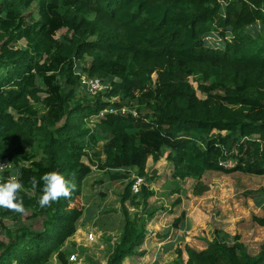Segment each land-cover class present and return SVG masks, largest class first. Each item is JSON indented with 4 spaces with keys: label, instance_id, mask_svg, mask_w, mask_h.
I'll list each match as a JSON object with an SVG mask.
<instances>
[{
    "label": "trees",
    "instance_id": "16d2710c",
    "mask_svg": "<svg viewBox=\"0 0 264 264\" xmlns=\"http://www.w3.org/2000/svg\"><path fill=\"white\" fill-rule=\"evenodd\" d=\"M34 1L37 18L27 11ZM84 57L82 72L108 81L89 98L78 95ZM126 106L134 109L122 113ZM148 157H165L174 179L192 178L195 196L209 190L208 172L264 175V0H0V159L19 167L27 209L0 208V264L53 256L68 264L62 247L84 214L91 164L126 180L129 169L148 175ZM54 170L76 190L41 208L42 182L33 194L31 178ZM151 180L138 194L131 181L119 193L122 225L106 264L144 254L160 207L149 202ZM126 201L141 210L131 213ZM251 221L264 227V215ZM214 232L201 249L176 247L177 263L264 264V238L253 249L238 234L229 242Z\"/></svg>",
    "mask_w": 264,
    "mask_h": 264
},
{
    "label": "rangeland",
    "instance_id": "374dc122",
    "mask_svg": "<svg viewBox=\"0 0 264 264\" xmlns=\"http://www.w3.org/2000/svg\"><path fill=\"white\" fill-rule=\"evenodd\" d=\"M36 5L37 1H34L27 11H32L35 14L37 11ZM35 17L37 18L38 16L36 15ZM61 32L63 30L59 31V33ZM209 38L213 39L216 37L209 36ZM17 45L24 46L25 41L21 40ZM89 60V57H84L83 60L76 62L78 66L75 69L78 74L84 73L82 72V66L88 63ZM107 83L108 81L103 82L100 91L97 93H103ZM192 83L195 85L194 82ZM86 94L87 97L92 96L85 89L78 92L80 97ZM35 107L40 111L39 113L43 112L41 103H36ZM128 109L134 108L126 106V111ZM100 146L101 144L99 143V149ZM82 159L86 162L85 158ZM149 163H151V160H149ZM158 163H161L160 166L156 170L154 169L155 171L151 170L150 174L145 176L146 180L149 177L153 178L149 183V187L153 190L155 188L154 194H156L150 198L149 202L156 207L160 206L155 213V219L149 225V229L156 231L157 235L160 232L164 233L163 229L166 227L175 229L172 226V222L175 217L180 215L181 211L189 218L187 219V233L174 235L173 247L171 250L168 248L164 250L160 264H176V247L184 244L203 246L204 243L200 238L213 239L215 236L214 229L218 231L217 237L219 240L225 239L230 242L238 234L240 239L248 243L253 249L264 238V227H254L251 221L252 214L264 215V175L242 172H208L203 176L202 181L210 186L209 190L200 196H195L192 193L194 183L192 178L185 180L174 179L171 177V164L164 162V158L159 160ZM91 167L95 168V165L91 164ZM134 170H128L129 178L126 180L112 181L109 178V174L101 169L100 171L93 170L85 177L82 184L81 202L85 213L86 211H94L96 216L90 218L93 215H83L80 220L83 217L84 219L81 222L79 220V223H77L76 231L78 228L79 230L77 233L75 231L76 236H74L73 241L70 243L67 242L68 240L66 241L63 251L67 261L71 254L76 255V260L71 263L68 261V264H106V256L118 238L122 225L119 211V193L122 192L124 186L132 179L133 175H136L137 172L136 170L134 172ZM11 171L0 173V177H5L6 173H11ZM175 189H178V192H174ZM177 196H180L181 204L174 208L171 203ZM125 205L131 213L141 210L140 208L138 210L133 208L128 201L125 202ZM167 208L174 209L175 213H170ZM5 221L7 223L11 222L10 219ZM23 221L29 226H38V223ZM155 224L157 226H151ZM89 233L94 235L92 241L87 238ZM135 263L132 262L130 264ZM47 264L61 263L53 256Z\"/></svg>",
    "mask_w": 264,
    "mask_h": 264
},
{
    "label": "clouds",
    "instance_id": "9594fccd",
    "mask_svg": "<svg viewBox=\"0 0 264 264\" xmlns=\"http://www.w3.org/2000/svg\"><path fill=\"white\" fill-rule=\"evenodd\" d=\"M13 165L9 162H0V173L6 170H12ZM21 173L19 169H14L7 179L0 177V208L9 210L19 215H25L23 198L18 194L23 190V184L20 179ZM42 182L40 195L38 197V205L41 208L51 206L52 203L58 202L61 198H70L76 190L74 182L67 180L59 171H49L44 173L39 181L36 177L31 178V187L35 194L38 185Z\"/></svg>",
    "mask_w": 264,
    "mask_h": 264
},
{
    "label": "crops",
    "instance_id": "0c3cea01",
    "mask_svg": "<svg viewBox=\"0 0 264 264\" xmlns=\"http://www.w3.org/2000/svg\"><path fill=\"white\" fill-rule=\"evenodd\" d=\"M164 158V162L166 163H170L165 157H162ZM162 158H160L159 160H161ZM100 160H103V155H100ZM149 160H151V163H149ZM153 161L151 157H148L147 158V161H146V172L148 174H150V171L151 170H156L161 163H158V161ZM88 162V161H87ZM92 168V167H91ZM93 170H96V171H100V169H98L96 166L95 168H92L91 172ZM154 170V171H155ZM90 172V173H91ZM135 172V170H134ZM137 174V173H136ZM85 179V178H84ZM153 179V178H152ZM158 180V178H157ZM154 188V187H153ZM154 191H155V188H154ZM156 193V192H155ZM156 194L153 195V197L155 196ZM158 202V201H157ZM181 204V203H180ZM180 204L178 206H180ZM176 206V207H178ZM175 208V207H174ZM86 209V208H85ZM87 210V209H86ZM89 210V209H88ZM174 210V209H173ZM97 211V210H96ZM182 212V211H181ZM175 213V212H174ZM88 216V214L90 215H93L91 216L90 218L96 216L95 212L94 211H84V214L83 215H86ZM155 216L147 223V233H146V237H145V240L143 242V244L140 246V250H143L144 251V254L142 257H140L139 260L135 263V264H160V259L163 257L164 255V250L165 249H170L173 247V237L174 235H178V234H186L187 231H188V222H187V219L185 218L180 226L178 228H175V229H170L168 227L164 228L163 232H160L158 235L156 233V231H152V229L150 228L149 229V225L151 224V222L155 219ZM84 219V217L79 221L81 222L82 220ZM78 222V223H79ZM157 223V222H156ZM152 227L154 226H157V224L155 225H151ZM79 230V228L77 229V231ZM76 231V233H77ZM175 231V232H174ZM176 235V236H177ZM74 236H76V234L74 233L72 235V237L70 239H68V243H70L71 241H73V238ZM149 236V237H148ZM200 240L203 241L204 245L201 246V245H196V244H190V246L194 247V248H197V249H201L205 246V242L203 240V238H200ZM65 246V245H64ZM157 247V248H156ZM64 247H62V251H63ZM64 252V251H63ZM60 262V261H59ZM176 262V261H175ZM132 262H130V260L128 258H124L122 263L121 264H130ZM177 264V263H176Z\"/></svg>",
    "mask_w": 264,
    "mask_h": 264
},
{
    "label": "built area",
    "instance_id": "2783aa9c",
    "mask_svg": "<svg viewBox=\"0 0 264 264\" xmlns=\"http://www.w3.org/2000/svg\"><path fill=\"white\" fill-rule=\"evenodd\" d=\"M79 76H80L81 85H83L85 87V90L90 95H95L98 91H100V89L102 87V81L100 79L95 78V77H89L85 73H80ZM110 111H112V110H110ZM120 111L122 113H125L126 108H122V109H120ZM0 162H9L13 165V169H19V167L16 164H14L13 162H11L7 159H0ZM6 171H11V170H6ZM10 174L11 173H8V174L6 173L5 177L3 176L2 178L4 180H6L8 175H10ZM130 181H131L130 189H131L132 194H138L141 191L142 185H144L146 183L145 177L140 176L138 174L133 175V177ZM87 238L89 241H92L94 239V235L92 233H89ZM75 260H76L75 254H71L68 258L69 263L74 262Z\"/></svg>",
    "mask_w": 264,
    "mask_h": 264
}]
</instances>
